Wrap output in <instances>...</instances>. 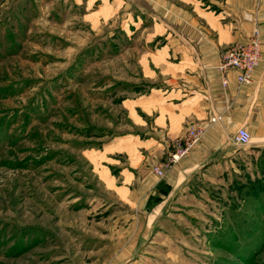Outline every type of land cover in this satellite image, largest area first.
<instances>
[{"label":"rangeland","instance_id":"rangeland-1","mask_svg":"<svg viewBox=\"0 0 264 264\" xmlns=\"http://www.w3.org/2000/svg\"><path fill=\"white\" fill-rule=\"evenodd\" d=\"M134 5L0 0V264H99L130 234L127 264H264L251 142L198 172L149 232L142 203L124 202L154 130L138 100L165 79L164 32Z\"/></svg>","mask_w":264,"mask_h":264},{"label":"crops","instance_id":"crops-1","mask_svg":"<svg viewBox=\"0 0 264 264\" xmlns=\"http://www.w3.org/2000/svg\"><path fill=\"white\" fill-rule=\"evenodd\" d=\"M134 7L163 30L166 41L164 51L155 55L160 60L153 62L165 79L152 95L138 100L148 115H155L154 130L140 142L141 162L123 187L124 198L118 194L128 205L142 203L149 232L170 212L176 196L204 177L198 172L232 156V136L239 128L247 129L252 147L264 154V0H145V8ZM254 32L260 34L262 56L252 81L241 85L230 70L224 86L217 70L221 55ZM191 126L203 129L200 142L157 178L152 167L168 158ZM122 236H116L115 256L108 259L105 251L99 264L129 262L130 257L122 258V243L136 247L139 239Z\"/></svg>","mask_w":264,"mask_h":264},{"label":"built area","instance_id":"built-area-1","mask_svg":"<svg viewBox=\"0 0 264 264\" xmlns=\"http://www.w3.org/2000/svg\"><path fill=\"white\" fill-rule=\"evenodd\" d=\"M246 42L236 43L228 46L226 51L221 55L218 63L217 70L221 75L223 85L227 84L225 75L230 70L237 72L236 80L239 84H249L252 79V73L259 67V62L262 56L261 39L258 32ZM203 134V129L197 126H191L186 132V136L182 139L181 143L177 145L175 151L170 155L164 163H157L152 167V173L158 178L165 175V170L177 163L180 159L185 157L194 146L200 142ZM232 141L235 145L246 147L250 142V134L245 128H239L232 136Z\"/></svg>","mask_w":264,"mask_h":264}]
</instances>
